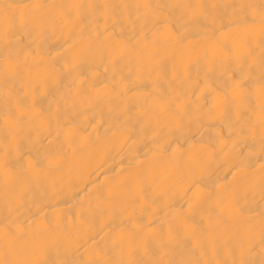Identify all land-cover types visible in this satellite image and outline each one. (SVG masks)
Segmentation results:
<instances>
[{
    "label": "bare ground",
    "instance_id": "1",
    "mask_svg": "<svg viewBox=\"0 0 264 264\" xmlns=\"http://www.w3.org/2000/svg\"><path fill=\"white\" fill-rule=\"evenodd\" d=\"M0 264H264V0H0Z\"/></svg>",
    "mask_w": 264,
    "mask_h": 264
}]
</instances>
